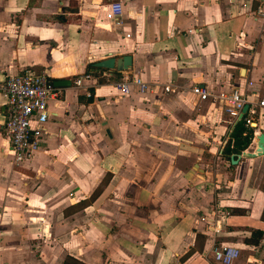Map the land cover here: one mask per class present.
Here are the masks:
<instances>
[{
	"label": "crops",
	"instance_id": "obj_1",
	"mask_svg": "<svg viewBox=\"0 0 264 264\" xmlns=\"http://www.w3.org/2000/svg\"><path fill=\"white\" fill-rule=\"evenodd\" d=\"M114 1L117 24L102 10ZM258 6L264 11L259 0H0V82L24 69L71 81L55 86L39 149L19 164L0 94V264H210L218 222L216 241L240 249L233 264H264V152L232 163L238 153L223 148L243 120L231 125L221 103L189 90L264 94ZM124 54L130 70L92 65ZM86 71L92 78L74 85ZM137 72L154 89L116 88ZM167 83L177 89L163 91ZM254 119L262 127L243 124L252 130L247 151L264 133V119Z\"/></svg>",
	"mask_w": 264,
	"mask_h": 264
},
{
	"label": "built area",
	"instance_id": "obj_2",
	"mask_svg": "<svg viewBox=\"0 0 264 264\" xmlns=\"http://www.w3.org/2000/svg\"><path fill=\"white\" fill-rule=\"evenodd\" d=\"M102 10L106 20L115 24L120 22L122 12L120 1L107 3L102 7ZM255 12L264 17V11L260 6L256 7ZM91 78V72L86 71L73 79V84L80 86L84 79ZM115 86L122 93H128L132 86L141 92L152 90L155 87L144 81L139 72L126 76L116 82ZM162 89L165 92H174L177 86L167 83L162 84ZM189 90L199 101L221 103L224 112L230 117L231 125L236 122L244 104H247V111L241 116L244 126L262 127V125H258L254 116L258 117V122L264 119V94L251 97L237 87L214 91L200 85H193ZM0 94L6 105L4 134L11 147L12 160L15 164H19L31 159L39 149L46 133L47 102L48 99L57 96V88L49 80L46 71L24 69L5 76L0 82ZM221 232V224L213 223V243L208 252L211 257L210 264H233L240 255V249L233 244L216 241Z\"/></svg>",
	"mask_w": 264,
	"mask_h": 264
},
{
	"label": "water",
	"instance_id": "obj_3",
	"mask_svg": "<svg viewBox=\"0 0 264 264\" xmlns=\"http://www.w3.org/2000/svg\"><path fill=\"white\" fill-rule=\"evenodd\" d=\"M259 1H264V0H259ZM94 68H105L108 70H113L116 72H124L127 70L131 69L132 66V57L130 54H124L121 56H109L97 61H94L92 63ZM69 79H57L53 81L54 86H64V85H69L70 84ZM247 104H244V106L241 109V112L238 114L236 121L241 118L243 113L247 109ZM264 152V133L261 132L257 136V147L253 151H247L243 150L238 154H231L230 159L232 163H235L238 158L241 156L245 157H253L255 155H260Z\"/></svg>",
	"mask_w": 264,
	"mask_h": 264
},
{
	"label": "trees",
	"instance_id": "obj_4",
	"mask_svg": "<svg viewBox=\"0 0 264 264\" xmlns=\"http://www.w3.org/2000/svg\"><path fill=\"white\" fill-rule=\"evenodd\" d=\"M91 66V64H89ZM120 74V73H118ZM91 99V96L88 98ZM252 135V130L247 129L243 126V121H238L231 129L229 134V139L226 141L223 151L230 153V152H236L239 153L242 150H244L249 142H250V136ZM255 236L254 240H250L254 245L259 242V238L262 235L261 230H256L252 233ZM252 235V236H253ZM67 264L68 263L67 261Z\"/></svg>",
	"mask_w": 264,
	"mask_h": 264
}]
</instances>
